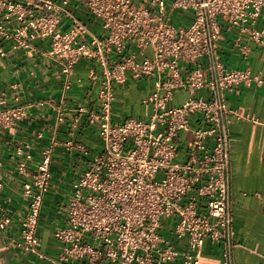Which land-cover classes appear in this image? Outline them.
<instances>
[{
	"label": "built area",
	"instance_id": "built-area-1",
	"mask_svg": "<svg viewBox=\"0 0 264 264\" xmlns=\"http://www.w3.org/2000/svg\"><path fill=\"white\" fill-rule=\"evenodd\" d=\"M77 1L99 20L100 36L67 9L70 0H0V58L7 55L3 41L12 50L30 51L36 39H48L45 54L59 64L66 89L79 60L102 65L97 103L89 114L101 150L65 192L64 216L52 230L58 250L48 254L37 236L50 189L53 143L40 150L31 173L32 153L27 145L15 147L22 157L17 171L26 178L21 186L25 211L11 243L49 264H199L210 241L221 244L222 264H233L229 126L256 118L228 107L226 95L240 83L259 86L264 79L248 68L228 67L220 42L223 32H233L237 46L242 36L263 45L264 0ZM63 19L65 29L60 28ZM147 49L152 57L137 60ZM112 52L119 60L109 66ZM148 75L156 78L144 98L151 115L114 121V83ZM178 89L188 96L172 106ZM14 101L5 106L0 98L1 129L9 131L24 114L25 105L17 97ZM62 119L60 110L56 120ZM2 168L0 158V192ZM10 223L2 213L0 230Z\"/></svg>",
	"mask_w": 264,
	"mask_h": 264
},
{
	"label": "crops",
	"instance_id": "crops-1",
	"mask_svg": "<svg viewBox=\"0 0 264 264\" xmlns=\"http://www.w3.org/2000/svg\"><path fill=\"white\" fill-rule=\"evenodd\" d=\"M66 7L85 22L92 33L102 34L99 20L77 0H70ZM66 27L67 20L63 19L60 28ZM223 34L225 39L220 42L223 62L232 68H248L251 75L264 79V44L257 45L242 36L237 46L233 32ZM33 45L35 50H12L9 42H2L7 55L0 58V98L3 97L7 106L14 104L17 97V102L25 105V109L13 128L9 131L0 128V158L3 162L0 215L5 213L11 218L6 230H0V264H49L22 253L11 243V239L18 237L17 220L25 211L21 186L26 178L17 171V163L22 157L15 155V147L27 145L32 153L33 159L27 163L31 173L40 150L53 143L50 189L44 198L37 226L40 248L50 255L59 248L52 230L64 216L62 204L69 183L101 150L97 127L90 122L89 114L97 103L102 65L94 59L79 60L71 76V85L66 89L59 64L45 54L48 39H36ZM242 45L245 46L243 52ZM145 57H152L150 49L138 54L136 59ZM107 59L111 66L119 60V55L112 52ZM155 79L154 75H148L136 79L128 77L123 83H114V121L131 117L147 119L151 115V104L144 98L153 90ZM187 96L186 90L178 89L169 104L178 106ZM226 96L228 107L256 118V121H233L229 126L231 212L236 242L232 249L233 264H264V84L246 86L240 83ZM60 110L63 119L58 123L56 117ZM181 137L183 147H187V132L183 131ZM68 140L70 145L65 144ZM221 253V244L206 241L199 264H222ZM165 264L181 262L176 260Z\"/></svg>",
	"mask_w": 264,
	"mask_h": 264
}]
</instances>
